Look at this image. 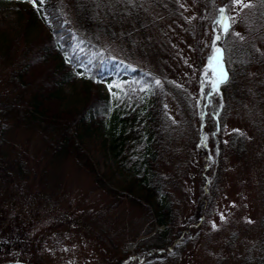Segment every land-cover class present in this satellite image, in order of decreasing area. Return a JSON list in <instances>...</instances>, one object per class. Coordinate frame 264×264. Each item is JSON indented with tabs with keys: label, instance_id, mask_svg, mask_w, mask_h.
<instances>
[{
	"label": "rangeland",
	"instance_id": "374dc122",
	"mask_svg": "<svg viewBox=\"0 0 264 264\" xmlns=\"http://www.w3.org/2000/svg\"><path fill=\"white\" fill-rule=\"evenodd\" d=\"M143 1L146 15L138 23L127 21L121 27H111L115 38L105 21L93 22L94 29L89 30L88 36L114 56L169 86L165 109L171 124L180 126L170 129L171 153L160 170L165 176H178L177 189L173 191L177 229L164 236L163 241L175 243L178 231L188 228L181 230L188 242L179 263L161 260L167 245L158 246L162 245L165 229L155 227L151 214L134 205L130 194L124 191L132 188L131 196L142 195L139 181L134 182V176L118 167L114 154L119 149L110 150L111 138L106 134L114 126L113 119L123 114L119 109L123 89L110 80L102 85L113 109L103 137L84 141L102 189L96 188L94 177L85 167L87 161L53 154L54 148L50 149L48 140L38 132L13 129L2 136L0 164L5 167L0 174V264H149V260L154 264H258L260 255L252 249L261 237L259 221L263 213L256 192L260 164L232 158L210 209L205 208L207 202L203 198V191L210 193L215 164L212 145L204 137L202 114L211 109L215 116L221 108L220 96L212 92V82L219 78L221 67L217 60L222 54L215 53L216 59L211 61L210 57L214 56L213 40L217 36L221 40L223 32L220 26L213 28L204 20V0ZM18 2L26 9L34 8L27 0ZM53 4L55 0H45L35 9L41 14ZM56 4L71 26L86 27L77 23L73 0H57ZM231 8L236 33L247 36L246 17L252 7L242 11L234 5ZM41 19L39 31L25 37L22 27L27 18L15 12L13 2L0 6V29L7 33L6 48L13 46L19 53L24 47L38 49L45 45L52 27L46 16ZM118 34L125 36L128 44H121ZM37 64L31 63L32 74ZM185 90L192 100L191 109L197 111L191 126L190 112L183 106L182 112L177 105ZM65 91L66 101L57 107L59 114L54 117L71 118L68 114L82 109L85 96L89 100L93 95V90L82 81H76ZM243 117L230 119L226 135L238 130L250 137ZM198 129L202 131L199 134ZM105 141L106 148L102 149ZM133 143L132 153L141 147L129 140L126 147Z\"/></svg>",
	"mask_w": 264,
	"mask_h": 264
},
{
	"label": "trees",
	"instance_id": "16d2710c",
	"mask_svg": "<svg viewBox=\"0 0 264 264\" xmlns=\"http://www.w3.org/2000/svg\"><path fill=\"white\" fill-rule=\"evenodd\" d=\"M18 1L0 0V6L13 2L15 12L27 18L22 27L23 36H30L33 31L38 32L44 16L52 28L45 45L38 49L24 47L19 53L13 46L6 48L4 35L7 33L0 29V146L2 136L9 130L24 128L33 133L36 131L48 140L50 149L54 148L53 154L87 161L84 162L85 167L94 177V182L98 185L96 188L102 189L99 177L94 174L92 161L88 160L84 141L89 143V140L103 137L102 131L106 129L107 120L113 113L102 85L110 80L112 84L119 85L123 89L119 98V109L123 114L113 119L114 126L106 134L111 138L110 150L119 149L114 154L118 167L134 176V182L139 181L141 186L142 195L138 193L135 197L131 196L132 188L124 190L125 193L130 194L134 205L151 214L150 220L155 227L165 229L164 234L160 233L162 245L158 246L163 248L167 245L164 249L165 256L159 255L161 260L177 262L188 242L186 234L181 230L188 228L178 231L174 237L178 239L175 243L171 240L163 241L164 236L177 229L173 191L177 189L178 176L168 177L160 170L167 155L171 153L173 141L170 129L180 126L178 123L175 126L171 124L172 120L168 118L165 109V95L169 86L165 81L157 85L158 79L153 74L114 56L108 49H103L98 40L88 36L89 30L94 29L93 22L105 21V24H109L112 38H115L111 27H121L127 21L138 23L146 15L144 1L73 0L77 23L86 25L83 29L68 23L61 7L56 4L57 0L50 8H44L41 14L35 8H24ZM253 2L254 7L247 12L249 32L246 37L235 34L233 23L229 35L223 34L221 40H213L212 51L214 48L221 49L222 67L229 79L226 83L219 84L218 92L212 91L220 96L219 113L213 116L211 109H208L202 114V125L206 129V134H203L212 145L215 164L209 182L210 193L203 191V198L205 204L207 202V206L204 204L205 208L210 209L218 195L222 174L232 158L241 162L252 160L260 164L256 192L263 213L259 221L261 237L252 250L257 251L258 257H261L256 260L257 263L264 264V5L259 0ZM203 3L204 20L209 26H217L221 7H225V15L231 17V0H204ZM101 6H105V9H101ZM118 35L121 44H128L125 36ZM261 42L263 43L257 47ZM36 62L38 64L32 74L31 63ZM31 74L30 78L27 77ZM76 81L85 83L86 88L93 90V95L89 100L85 96L82 109L68 114L71 118L58 115L54 117L59 114L57 107L66 101L65 89ZM174 89L180 94L179 88ZM181 96L183 98L177 100V105L181 111L183 106L185 111L190 112L188 124L191 126L197 111L191 109L192 100L186 90ZM241 115L248 123L250 137L236 131L226 135L227 123L230 119H239ZM200 132L202 131L198 129V134ZM128 140L140 143V149L137 148L132 153L135 144H130L127 148ZM106 143L107 141L102 143V149L106 148ZM4 167L5 165L0 164V174ZM207 217L209 218L208 215ZM148 262L154 264L153 261Z\"/></svg>",
	"mask_w": 264,
	"mask_h": 264
},
{
	"label": "snow or ice",
	"instance_id": "6c2138e0",
	"mask_svg": "<svg viewBox=\"0 0 264 264\" xmlns=\"http://www.w3.org/2000/svg\"><path fill=\"white\" fill-rule=\"evenodd\" d=\"M27 2L31 3L32 6L34 8H38L39 5H43L45 3V0H27ZM259 2L264 5V0H259ZM231 4L236 6L237 8H239L241 11L243 9H247V8H251L254 7V5L250 2H245V0H231ZM227 9L225 7H221L219 9L220 12V19H218L216 21L217 25L220 26L222 32L224 35H229L232 32V24L235 23V18L234 17H230V16H226ZM237 36H239V33H235ZM220 39L219 36H217L215 38L216 41H218ZM215 53H221V49L219 48H214V56L210 57V61L216 59ZM217 64L221 67V72L219 75L218 80H215L212 82V88L214 92H218L219 91V84L221 83H226L228 80V76L227 73L223 71L222 65H223V58L222 55L221 57L217 60ZM212 71L215 72V69H212ZM156 84L159 85L160 81L157 80ZM111 87L113 86H109V88L111 89ZM118 87V86H117ZM234 131H238V130H234ZM223 219V217H221ZM248 223H252L251 220L247 221ZM213 228L215 229V225H213Z\"/></svg>",
	"mask_w": 264,
	"mask_h": 264
},
{
	"label": "bare ground",
	"instance_id": "6f19581e",
	"mask_svg": "<svg viewBox=\"0 0 264 264\" xmlns=\"http://www.w3.org/2000/svg\"><path fill=\"white\" fill-rule=\"evenodd\" d=\"M15 1V0H14ZM219 18V17H218ZM140 29V28H139ZM142 29V28H141ZM141 69V68H140ZM227 73V72H226ZM229 79V78H228ZM223 104V103H222ZM223 106V105H222ZM222 112V111H221ZM214 114V113H213ZM219 117H220V115H219ZM208 120V119H207ZM213 120V119H212ZM216 120V119H215ZM216 124V123H215ZM61 127V126H60ZM64 128V127H63ZM58 129V128H57ZM60 130V129H59ZM62 131V130H61ZM63 132H64V130H63ZM62 132V133H63ZM62 133H60V134H62ZM124 160V159H123Z\"/></svg>",
	"mask_w": 264,
	"mask_h": 264
},
{
	"label": "water",
	"instance_id": "95a60500",
	"mask_svg": "<svg viewBox=\"0 0 264 264\" xmlns=\"http://www.w3.org/2000/svg\"><path fill=\"white\" fill-rule=\"evenodd\" d=\"M5 264H18V263H9V262H8V263H5ZM19 264H22V263H19Z\"/></svg>",
	"mask_w": 264,
	"mask_h": 264
}]
</instances>
